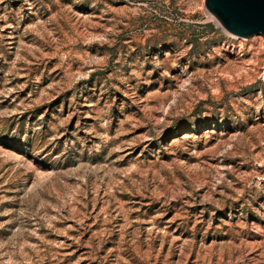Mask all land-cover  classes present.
<instances>
[{
  "label": "rangeland",
  "instance_id": "obj_1",
  "mask_svg": "<svg viewBox=\"0 0 264 264\" xmlns=\"http://www.w3.org/2000/svg\"><path fill=\"white\" fill-rule=\"evenodd\" d=\"M0 264H264V34L0 0Z\"/></svg>",
  "mask_w": 264,
  "mask_h": 264
},
{
  "label": "water",
  "instance_id": "obj_2",
  "mask_svg": "<svg viewBox=\"0 0 264 264\" xmlns=\"http://www.w3.org/2000/svg\"><path fill=\"white\" fill-rule=\"evenodd\" d=\"M204 4L232 34H264V0H204Z\"/></svg>",
  "mask_w": 264,
  "mask_h": 264
}]
</instances>
